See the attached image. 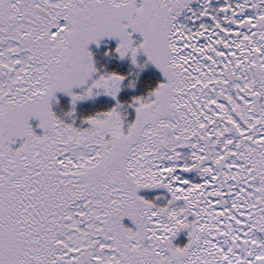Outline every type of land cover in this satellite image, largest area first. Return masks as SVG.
I'll use <instances>...</instances> for the list:
<instances>
[{
  "label": "snow or ice",
  "instance_id": "obj_1",
  "mask_svg": "<svg viewBox=\"0 0 264 264\" xmlns=\"http://www.w3.org/2000/svg\"><path fill=\"white\" fill-rule=\"evenodd\" d=\"M0 264H264V0H0Z\"/></svg>",
  "mask_w": 264,
  "mask_h": 264
},
{
  "label": "rangeland",
  "instance_id": "obj_2",
  "mask_svg": "<svg viewBox=\"0 0 264 264\" xmlns=\"http://www.w3.org/2000/svg\"><path fill=\"white\" fill-rule=\"evenodd\" d=\"M108 39L110 38L105 37L100 45H96L94 42L90 45V47H92L95 52L98 67L101 69V71L117 70V71L129 73L130 75L132 74V76L128 78V79H132L133 77L136 76V72L139 71V69L137 68L136 65H134L131 62L130 58H121L119 57L118 54L116 55L114 52L115 46L113 43L108 44L107 43ZM112 39L115 40L116 43L118 42L116 38H112ZM108 48L113 49V54L106 53V49ZM150 71L154 73V71L159 72L160 70L155 65L150 64L143 71H140L139 77L136 79L135 87H132L129 84L128 80L124 82V86L122 87V90L120 92V100L125 102L124 108L128 113L126 117L127 119H134L135 117V107L130 102L132 101L134 96L140 95L138 94V88L140 89L141 79L144 78V76L141 75H143L144 73L150 74ZM156 75L158 76L159 79L161 78L160 74H156ZM147 92H145V94H147ZM57 95L59 96V100L54 101V105H53L54 109L57 111L59 115L63 116L64 118L70 121L73 119V117H75V122L77 124H81L82 122L84 124H87V121L84 120L85 116L93 114L96 111L109 108L116 103V98L112 97L107 93L102 92L96 97H89L80 100L76 105V109H77L76 112L70 113V109L72 108L71 96L62 91L58 92ZM92 106L93 107L99 106V109H94V110L93 108L92 110L89 109V107ZM33 123L34 125L38 124V120L34 119ZM37 130L41 131V129L39 128ZM192 175H195V172H193ZM141 191L143 194L149 193L150 188H145V190L142 189ZM146 195L149 196L150 198H153L156 197L157 193H149ZM181 236H183V239H186V234L181 233Z\"/></svg>",
  "mask_w": 264,
  "mask_h": 264
},
{
  "label": "trees",
  "instance_id": "obj_3",
  "mask_svg": "<svg viewBox=\"0 0 264 264\" xmlns=\"http://www.w3.org/2000/svg\"><path fill=\"white\" fill-rule=\"evenodd\" d=\"M152 71H150V74L149 73H146L142 76H144V78L141 79V83H140V89L138 88V94H145V92L149 91L151 88L155 87L156 83L158 82L159 78L158 76L155 74V75H151ZM131 75H129V77H131ZM94 109H99V106H96V107H89V109L92 110ZM84 110H87V109H84ZM90 111V110H89Z\"/></svg>",
  "mask_w": 264,
  "mask_h": 264
},
{
  "label": "flooded vegetation",
  "instance_id": "obj_4",
  "mask_svg": "<svg viewBox=\"0 0 264 264\" xmlns=\"http://www.w3.org/2000/svg\"><path fill=\"white\" fill-rule=\"evenodd\" d=\"M196 2H198V0H196ZM106 42V41H105ZM107 43L108 44H110V43H113L114 44V46L116 47V41L115 40H113L112 38H110V39H108L107 40ZM115 52V51H114ZM117 55V54H116ZM144 74H146V73H144ZM143 74V75H144ZM155 74H160V76H161V78H163V76H162V72L161 71H159V72H156V71H154V73H152L151 75H155ZM142 76V75H141ZM145 190V189H144ZM166 190L165 189H163V188H150V191H149V193H160V192H165ZM149 193H145V195L146 194H149ZM185 238V237H184ZM178 239H183V236H180V237H178Z\"/></svg>",
  "mask_w": 264,
  "mask_h": 264
}]
</instances>
